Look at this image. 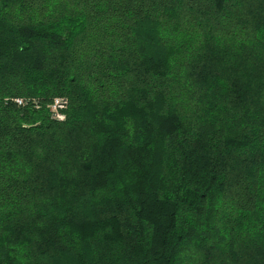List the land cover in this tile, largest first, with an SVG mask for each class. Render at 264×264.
<instances>
[{
	"label": "trees",
	"instance_id": "trees-1",
	"mask_svg": "<svg viewBox=\"0 0 264 264\" xmlns=\"http://www.w3.org/2000/svg\"><path fill=\"white\" fill-rule=\"evenodd\" d=\"M0 264H264V0H0Z\"/></svg>",
	"mask_w": 264,
	"mask_h": 264
},
{
	"label": "built area",
	"instance_id": "built-area-1",
	"mask_svg": "<svg viewBox=\"0 0 264 264\" xmlns=\"http://www.w3.org/2000/svg\"><path fill=\"white\" fill-rule=\"evenodd\" d=\"M19 105H24V100H18ZM52 117L58 121H64L66 119L64 111L67 108V100L62 97H57L53 100L49 106Z\"/></svg>",
	"mask_w": 264,
	"mask_h": 264
},
{
	"label": "bare ground",
	"instance_id": "bare-ground-1",
	"mask_svg": "<svg viewBox=\"0 0 264 264\" xmlns=\"http://www.w3.org/2000/svg\"><path fill=\"white\" fill-rule=\"evenodd\" d=\"M18 100H20V99H18ZM18 100H16L15 102L18 104ZM19 105V104H18Z\"/></svg>",
	"mask_w": 264,
	"mask_h": 264
},
{
	"label": "rangeland",
	"instance_id": "rangeland-1",
	"mask_svg": "<svg viewBox=\"0 0 264 264\" xmlns=\"http://www.w3.org/2000/svg\"><path fill=\"white\" fill-rule=\"evenodd\" d=\"M63 98V97H62Z\"/></svg>",
	"mask_w": 264,
	"mask_h": 264
}]
</instances>
